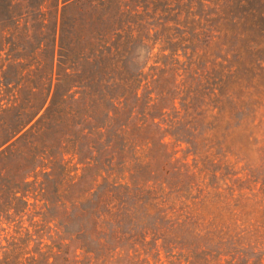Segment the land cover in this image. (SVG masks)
<instances>
[{
	"label": "trees",
	"instance_id": "obj_1",
	"mask_svg": "<svg viewBox=\"0 0 264 264\" xmlns=\"http://www.w3.org/2000/svg\"><path fill=\"white\" fill-rule=\"evenodd\" d=\"M0 53V264H264V0H0Z\"/></svg>",
	"mask_w": 264,
	"mask_h": 264
},
{
	"label": "rangeland",
	"instance_id": "obj_2",
	"mask_svg": "<svg viewBox=\"0 0 264 264\" xmlns=\"http://www.w3.org/2000/svg\"><path fill=\"white\" fill-rule=\"evenodd\" d=\"M2 56L3 55L0 53V110L3 107L6 108L8 105V100H7L8 99V89L7 88L9 87V84L7 83L8 82L7 81V74H5L4 77L1 76L3 71L6 72V65L4 66V64H6V63L1 60ZM2 81H5V84H6L5 87L2 86V84H1ZM21 218H22L21 219V226H25L27 224L25 215H23ZM2 226L6 227V224H2ZM11 229H12V226L10 224V225H8V228H6V230L8 232H10Z\"/></svg>",
	"mask_w": 264,
	"mask_h": 264
}]
</instances>
